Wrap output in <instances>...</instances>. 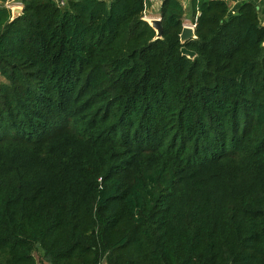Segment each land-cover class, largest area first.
Here are the masks:
<instances>
[{"label":"trees","instance_id":"trees-1","mask_svg":"<svg viewBox=\"0 0 264 264\" xmlns=\"http://www.w3.org/2000/svg\"><path fill=\"white\" fill-rule=\"evenodd\" d=\"M15 1L11 19L0 0V264H264L255 3L162 0L154 38L147 0Z\"/></svg>","mask_w":264,"mask_h":264},{"label":"water","instance_id":"water-1","mask_svg":"<svg viewBox=\"0 0 264 264\" xmlns=\"http://www.w3.org/2000/svg\"><path fill=\"white\" fill-rule=\"evenodd\" d=\"M11 19L19 15L22 11L21 6H12L11 8ZM144 19L153 27L155 30L154 38L161 37L162 33V25L160 16L154 17L153 21L150 20V17H144ZM181 42H184L190 38L195 37L194 26L192 24H183L181 32L179 34ZM264 44V43H263ZM182 54L186 55L189 58H193L195 56V52L187 49L185 46L180 48Z\"/></svg>","mask_w":264,"mask_h":264},{"label":"crops","instance_id":"crops-1","mask_svg":"<svg viewBox=\"0 0 264 264\" xmlns=\"http://www.w3.org/2000/svg\"><path fill=\"white\" fill-rule=\"evenodd\" d=\"M161 1L162 0H154L152 2V4L149 5L148 13L151 16L150 19L157 17V16H160L159 15V7L161 4ZM180 1L184 5V7H187L190 0H180ZM244 1H253L255 3V5L257 6V9L259 11V15H260L261 19L264 21V0H231L232 8L234 9L235 7H237L240 3L244 2ZM150 12H154V13L151 14ZM190 22H191L190 17L188 15V13H186L184 23L190 24Z\"/></svg>","mask_w":264,"mask_h":264},{"label":"built area","instance_id":"built-area-1","mask_svg":"<svg viewBox=\"0 0 264 264\" xmlns=\"http://www.w3.org/2000/svg\"><path fill=\"white\" fill-rule=\"evenodd\" d=\"M154 0H147V4L144 10V17H151L148 13V7L150 4H152ZM60 4L64 3V0H59ZM5 6L8 8H11L12 6H21L20 3L16 2L15 0H5L4 2Z\"/></svg>","mask_w":264,"mask_h":264},{"label":"bare ground","instance_id":"bare-ground-1","mask_svg":"<svg viewBox=\"0 0 264 264\" xmlns=\"http://www.w3.org/2000/svg\"><path fill=\"white\" fill-rule=\"evenodd\" d=\"M150 20H151V21H153L154 19H153V18H151Z\"/></svg>","mask_w":264,"mask_h":264},{"label":"rangeland","instance_id":"rangeland-1","mask_svg":"<svg viewBox=\"0 0 264 264\" xmlns=\"http://www.w3.org/2000/svg\"><path fill=\"white\" fill-rule=\"evenodd\" d=\"M151 14H153L154 12H150ZM153 17V16H152ZM185 24V23H184Z\"/></svg>","mask_w":264,"mask_h":264}]
</instances>
